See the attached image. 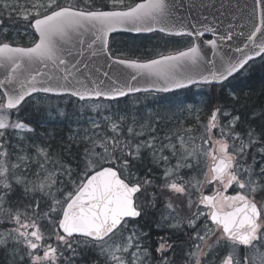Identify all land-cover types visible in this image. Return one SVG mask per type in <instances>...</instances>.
<instances>
[{"label":"snow or ice","instance_id":"1","mask_svg":"<svg viewBox=\"0 0 264 264\" xmlns=\"http://www.w3.org/2000/svg\"><path fill=\"white\" fill-rule=\"evenodd\" d=\"M254 4L259 23L254 8L232 52L221 47L232 25L218 35L189 21L183 0H0L2 264H264V106L226 83L264 62V0ZM118 29L211 33V58L196 43L143 62L114 55ZM190 85L220 91L202 109L169 103L143 115H105L97 102ZM51 95L76 98L67 134L33 119L51 116Z\"/></svg>","mask_w":264,"mask_h":264},{"label":"water","instance_id":"2","mask_svg":"<svg viewBox=\"0 0 264 264\" xmlns=\"http://www.w3.org/2000/svg\"><path fill=\"white\" fill-rule=\"evenodd\" d=\"M177 3H181V0H177ZM193 4L196 6L193 7ZM254 8V19L256 23H259L261 6L254 4V0H183V6L178 9V13L193 23L196 21L208 23L209 27H214L217 30L218 35L224 34L228 26L232 25L233 39L231 41H224L222 44L218 41V44H221L223 49H231L234 52L236 47L243 45L245 37L252 27ZM120 31L125 30L118 29L116 32ZM241 32L245 35H238ZM257 37L259 38V33ZM204 41L200 37L196 39L195 43L202 47L207 53L208 58H211V48ZM101 64H103V60H101ZM104 70L108 69L105 67ZM141 86L146 87L147 85Z\"/></svg>","mask_w":264,"mask_h":264},{"label":"rangeland","instance_id":"3","mask_svg":"<svg viewBox=\"0 0 264 264\" xmlns=\"http://www.w3.org/2000/svg\"><path fill=\"white\" fill-rule=\"evenodd\" d=\"M5 22L7 23V21ZM18 23L23 24V21H20ZM21 27L22 26L15 25L16 29H20ZM21 39H24L27 41L28 37L24 36L23 33L21 32L19 36V40ZM205 94H210L209 89L204 88V87H196L188 94H179L175 96L170 95L169 98H163V99H160L159 97H155V96L151 97L150 99L143 97V96L142 97L138 96L136 98L128 99L126 103L125 102L123 103V105H114V104L109 105V104H104V102L102 101H100L99 103L105 115L108 114L109 108L111 109V111H123L125 109L134 108L140 115H143L144 113L150 110L157 109L161 106H167L169 105V103L179 104L181 102H184V104L191 106L193 108L202 109L203 108L202 104H199L198 102L203 101L206 98ZM69 99H70L69 97H65V98L49 97L48 105L51 110V116L49 117L47 112L44 110H41L38 112V115H36V118L38 120L36 121L45 122L42 125V127L38 129V131H43L44 130L43 126H45V128H48V129L55 128L57 130H63V132L67 134L68 127L66 125H70L71 121L75 120L77 116L79 115V113L76 111L78 107L77 104L74 105V109H73V111L75 112V115L72 114L71 108L68 106L69 101H70ZM60 111L65 112V116L63 117L60 116L59 115ZM91 114H92L91 111H88L84 113V116L91 115ZM33 118L35 119V115L33 116ZM207 118H208V110L203 109L202 114L200 116L201 124L206 123ZM12 119H15V116L12 117ZM71 126L74 127L75 125H71ZM202 131L203 129L200 128V130H198L195 133L196 136L199 137ZM196 143L199 144L200 141L197 139ZM229 194H234V192H232V190L230 189ZM261 251L264 252V249H261Z\"/></svg>","mask_w":264,"mask_h":264},{"label":"flooded vegetation","instance_id":"4","mask_svg":"<svg viewBox=\"0 0 264 264\" xmlns=\"http://www.w3.org/2000/svg\"><path fill=\"white\" fill-rule=\"evenodd\" d=\"M140 0H127V2H139ZM80 0H76V3ZM211 38L210 36L206 37ZM111 51L114 55L124 54V58L135 59L144 61L147 58H157V54H175L177 51H183L192 43L194 40L192 37H180V36H165L160 33H132V32H119L114 33L110 36ZM228 84V83H227ZM234 84L228 85L232 90H236ZM183 91V90H182ZM211 93H219V88H212ZM227 89L225 90L226 94ZM181 91H174L168 94L172 96L178 94ZM159 93L148 94L139 93L130 98H136L138 96L150 97L156 96Z\"/></svg>","mask_w":264,"mask_h":264},{"label":"trees","instance_id":"5","mask_svg":"<svg viewBox=\"0 0 264 264\" xmlns=\"http://www.w3.org/2000/svg\"><path fill=\"white\" fill-rule=\"evenodd\" d=\"M19 26L22 24L18 23ZM23 44L24 41L20 40ZM238 81L235 83V91H238L242 96H247V103L250 106H253L257 109L264 106V62L258 60L254 64H252L244 74L237 77ZM70 98V97H69ZM68 106L71 108L72 114L75 115L73 111L74 105L77 104L76 100L73 98L69 99ZM38 115V114H36ZM34 120H38L36 118ZM2 218V217H0ZM3 228H10L12 225L5 224L2 226ZM4 257V253L0 252V264H2Z\"/></svg>","mask_w":264,"mask_h":264}]
</instances>
